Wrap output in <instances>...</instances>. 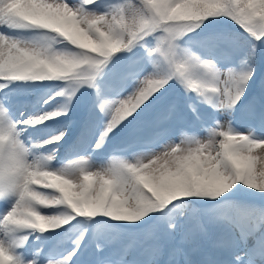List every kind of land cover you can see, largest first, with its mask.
Returning <instances> with one entry per match:
<instances>
[{"label":"snow or ice","instance_id":"obj_1","mask_svg":"<svg viewBox=\"0 0 264 264\" xmlns=\"http://www.w3.org/2000/svg\"><path fill=\"white\" fill-rule=\"evenodd\" d=\"M15 81L62 86L25 119L0 97V264L89 245L91 264H264V0H0V89ZM82 88L90 118L57 166L67 125L23 134L72 123ZM56 229L74 246L25 247Z\"/></svg>","mask_w":264,"mask_h":264},{"label":"rangeland","instance_id":"obj_2","mask_svg":"<svg viewBox=\"0 0 264 264\" xmlns=\"http://www.w3.org/2000/svg\"><path fill=\"white\" fill-rule=\"evenodd\" d=\"M61 86L62 83H57V85L54 87H43L40 86V84H36V82L15 81L9 83L4 89H0V97L7 95L11 99L12 107L10 111L14 114L15 119H25L31 115L43 111L46 107L43 104V100L53 96ZM84 98L85 97L83 96L78 98L76 101H73L72 110L68 113L69 117H73L72 123H69L63 117H60L58 121H48L46 124L30 127L23 134L26 142L31 143L32 141L45 140L51 136H54L64 125L68 126L70 134L76 118L82 117L78 112L79 110L75 111L74 108L77 104L82 103ZM62 102L63 99L61 97H56L52 103L55 105ZM237 126L239 127L240 125L237 124ZM68 135L65 136L64 140L60 141L59 145L49 144L46 146L47 150L52 148L57 149L56 155L58 157L53 161V163L57 166H59L60 162L63 161L72 151L70 149L72 147L66 143ZM3 203V201H0V204ZM75 231L76 230L64 231L62 229H56L52 232L44 233L43 235L37 232L31 237L29 245H26L25 247L30 248L33 253L38 248L42 249L41 254L46 253L49 249L65 251L74 246L73 241L77 235ZM37 235H41V239L36 240L35 236ZM56 245H58V248ZM78 255L79 260L77 261V264H91L92 253L85 251L82 255L79 253Z\"/></svg>","mask_w":264,"mask_h":264},{"label":"trees","instance_id":"obj_3","mask_svg":"<svg viewBox=\"0 0 264 264\" xmlns=\"http://www.w3.org/2000/svg\"><path fill=\"white\" fill-rule=\"evenodd\" d=\"M221 21H222L221 23L212 25L211 28L213 30H223V31L237 32V33L242 34L243 37H247V34L244 33L243 30L240 29L238 25H234V24H232L231 21L224 20V18H221ZM197 31H199V30H197ZM189 37H191V39L193 41H197V40H199L201 38L200 36L196 35L195 33H189L188 37H185V39H188ZM93 92H94V90H93ZM170 94L171 95H175V93H170Z\"/></svg>","mask_w":264,"mask_h":264},{"label":"clouds","instance_id":"obj_4","mask_svg":"<svg viewBox=\"0 0 264 264\" xmlns=\"http://www.w3.org/2000/svg\"><path fill=\"white\" fill-rule=\"evenodd\" d=\"M46 118V117H45ZM45 155H47V153H45ZM53 159H54V157H53Z\"/></svg>","mask_w":264,"mask_h":264},{"label":"bare ground","instance_id":"obj_5","mask_svg":"<svg viewBox=\"0 0 264 264\" xmlns=\"http://www.w3.org/2000/svg\"><path fill=\"white\" fill-rule=\"evenodd\" d=\"M16 103V102H15ZM18 103V102H17ZM14 106V105H13ZM36 251V250H35Z\"/></svg>","mask_w":264,"mask_h":264}]
</instances>
